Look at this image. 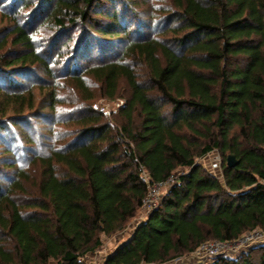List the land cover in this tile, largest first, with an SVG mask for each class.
<instances>
[{
    "label": "trees",
    "instance_id": "obj_1",
    "mask_svg": "<svg viewBox=\"0 0 264 264\" xmlns=\"http://www.w3.org/2000/svg\"><path fill=\"white\" fill-rule=\"evenodd\" d=\"M110 1L118 0H39L51 28L79 20L99 35L124 38L113 57L104 54L110 45L90 44L80 56L97 47L101 59L65 67L80 93V126L60 147L33 157V188L24 186L25 170L0 183V264H84L101 235L118 233L126 235L102 264H159L206 240L264 231V0H166L164 30L136 38L121 21L126 12L114 8L102 26L90 16ZM18 2L35 0H11ZM8 29L0 62L10 55L9 66L39 67L52 78V59L36 49L31 26L15 20ZM121 84L127 96H118ZM96 91L124 98L112 111L115 122L93 107ZM57 93L46 90L52 108ZM1 96L2 116L8 105L17 118L34 108L30 89L11 93L0 84ZM213 148L224 155L217 175L198 160ZM229 154L238 160L233 167ZM170 176L157 206L131 222L148 184ZM258 249L257 258L218 254L209 264H264V244Z\"/></svg>",
    "mask_w": 264,
    "mask_h": 264
},
{
    "label": "rangeland",
    "instance_id": "obj_2",
    "mask_svg": "<svg viewBox=\"0 0 264 264\" xmlns=\"http://www.w3.org/2000/svg\"><path fill=\"white\" fill-rule=\"evenodd\" d=\"M11 4V0H0V40L9 32V27L12 26L16 20L22 24H26L32 28V38L35 42L36 49L44 48L48 59H52L53 77H49L41 71L38 67L31 71L32 68L26 70L20 65L9 66L6 60L12 58L10 55L4 56L0 62V84L3 89L11 93L24 92L25 89H30L34 93L35 103L34 108L24 111L20 117L18 114L12 112L11 107H8L4 116V99L0 97V183L6 185L17 170H25L28 173V180L24 181V186L28 189L33 188V184L38 175V164L32 163V159L36 155H45L54 148L60 147L64 142L71 139L75 133L73 129H77L80 118V109L78 107V98L80 97L79 90L74 85L73 80L66 76V69L68 63L71 62V67H78L83 65L86 60L93 62L101 59L96 49L101 45L105 46V55H112L117 53L122 47L120 40L124 38L122 34L115 36H102L95 33V30L89 29L85 23L76 20L68 23L66 28L62 31L49 27L44 13H39V0H35L31 4ZM117 8L119 12H126L121 14V21L126 18L127 24L130 25L129 30L135 28L136 32L131 35L136 38L140 35H148L156 33L159 30H164V22H160V17L167 15L168 10L166 0H118L116 2L102 4L92 10L90 16L100 23L102 26L107 20V15L111 14ZM126 9V11H125ZM136 14L137 16H135ZM37 16V17H36ZM31 20V23L29 22ZM98 23V24H99ZM141 23V24H140ZM83 24V25H82ZM135 25H138L135 27ZM140 25V26H139ZM112 41L114 42L112 44ZM1 42V41H0ZM105 42V43H104ZM99 43V44H98ZM110 43V44H109ZM79 49H77L78 45ZM95 45L96 48L87 52L86 57L80 56L83 50H88L86 46ZM93 45V46H94ZM99 45V46H100ZM83 46V48L81 47ZM81 48V49H80ZM86 48V49H85ZM9 48L7 49V51ZM111 52V53H109ZM93 90L97 84H90ZM56 87L57 102L54 107H50L49 100L45 99L46 90ZM128 89L125 84H121V90L118 96H127ZM123 97L116 99H106L100 97L96 91L94 97L91 99L93 107L102 111L107 119L115 122L118 118L117 114L112 113L124 101ZM13 108V107H12ZM17 107H14V109ZM14 116V117H13ZM217 153L220 160L224 155L218 148H213L202 158L198 160L206 166L213 154ZM184 169H177V173ZM26 189V190H27ZM160 196L166 191V187H161L159 190ZM28 193L22 198H27ZM29 195V194H28ZM28 200L22 199V202ZM148 213L147 209H140L137 214L139 217H144ZM128 227V225H127ZM128 230V229H127ZM126 234H115L112 236L101 235V245H99L93 252L84 256V264H102L107 253L111 251L116 243L124 238ZM123 241V239L121 240ZM264 244V236L260 239L254 240L248 244L235 246V249H229L228 252L220 253L226 257H237L246 252L257 258L259 254V247ZM233 246V245H232ZM202 256V255H201ZM215 259L214 257H199L193 253L177 257L165 263L159 264H209ZM48 264H54L50 261Z\"/></svg>",
    "mask_w": 264,
    "mask_h": 264
},
{
    "label": "built area",
    "instance_id": "obj_3",
    "mask_svg": "<svg viewBox=\"0 0 264 264\" xmlns=\"http://www.w3.org/2000/svg\"><path fill=\"white\" fill-rule=\"evenodd\" d=\"M220 163L221 160L217 153L213 154L212 158L206 164V169L212 174H219L220 173ZM173 176L168 177L164 181L161 182H153L148 184L147 191L142 198V206L141 208L147 209L149 212L154 207L157 206L159 199H160V188L168 187L170 184L174 182ZM261 182L264 183V177L261 179ZM264 236V231L261 229H252L245 232L239 238L235 240L223 241L217 239H210L209 241L206 240L199 244V246L195 250V254L199 257H214L220 253L228 252L229 249H235V246H240L244 244H248L253 242L254 240L260 239ZM233 245V246H232ZM202 255V256H201ZM143 264V263H142ZM144 264H154V263H144Z\"/></svg>",
    "mask_w": 264,
    "mask_h": 264
},
{
    "label": "water",
    "instance_id": "obj_4",
    "mask_svg": "<svg viewBox=\"0 0 264 264\" xmlns=\"http://www.w3.org/2000/svg\"><path fill=\"white\" fill-rule=\"evenodd\" d=\"M226 166L233 167L238 163V160L235 158L233 154H229L226 157Z\"/></svg>",
    "mask_w": 264,
    "mask_h": 264
},
{
    "label": "crops",
    "instance_id": "obj_5",
    "mask_svg": "<svg viewBox=\"0 0 264 264\" xmlns=\"http://www.w3.org/2000/svg\"><path fill=\"white\" fill-rule=\"evenodd\" d=\"M141 218H142V217H139V216H138V217L134 218L131 222H134V223H135V222H137V221H138L139 219H141ZM131 222H130V223H131ZM122 239H123V238H122ZM122 239H121V240H122ZM121 240H120V241H121ZM120 241H118V242L116 243V245L114 246V248L118 245V243H120ZM114 248H113V249H114ZM92 252H93V251H92ZM109 252H111V251H109ZM109 252H108V253H109ZM90 253H91V252H90ZM108 253H107V254H108Z\"/></svg>",
    "mask_w": 264,
    "mask_h": 264
}]
</instances>
